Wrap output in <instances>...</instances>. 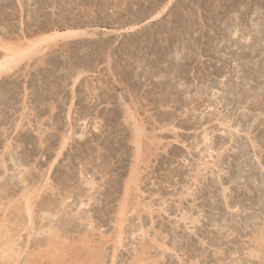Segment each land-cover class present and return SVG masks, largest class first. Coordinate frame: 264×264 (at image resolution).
<instances>
[{
  "label": "rangeland",
  "instance_id": "obj_1",
  "mask_svg": "<svg viewBox=\"0 0 264 264\" xmlns=\"http://www.w3.org/2000/svg\"><path fill=\"white\" fill-rule=\"evenodd\" d=\"M69 1L0 0V264H264V0Z\"/></svg>",
  "mask_w": 264,
  "mask_h": 264
},
{
  "label": "bare ground",
  "instance_id": "obj_2",
  "mask_svg": "<svg viewBox=\"0 0 264 264\" xmlns=\"http://www.w3.org/2000/svg\"><path fill=\"white\" fill-rule=\"evenodd\" d=\"M54 1V0H53ZM69 1V0H68ZM70 2V1H69ZM72 3V2H71ZM92 4V3H91ZM40 9V8H39ZM75 32V31H74ZM66 33V32H65ZM68 33V32H67ZM73 33V32H72ZM58 34V33H57ZM74 34V33H73ZM76 35H79V34H76ZM58 36V35H57ZM54 37V36H53ZM260 41V40H259ZM257 50V49H256ZM8 64V63H7ZM13 67V66H12ZM261 70V69H260ZM259 70V71H260ZM256 71H258V70H256ZM258 71V72H259ZM261 72V71H260ZM259 74V73H258ZM263 74V73H262ZM262 74H260V75H262ZM248 75V74H247ZM251 76V78H252V75H250ZM259 76V75H258ZM261 78H262V76H260ZM254 78V77H253ZM248 79V78H247ZM255 79V78H254ZM258 79V78H257ZM260 79V78H259ZM249 80V79H248ZM252 81H254L253 79H252ZM257 81V80H256ZM256 81H254V82H256ZM259 84H260V81H259ZM258 84V85H259ZM259 87V86H258ZM262 88V87H261ZM246 145V144H245ZM242 146H243V144H242ZM241 146V147H242ZM244 151H246V150H244ZM245 153V152H244ZM247 154V153H246ZM248 155V154H247ZM247 155H244V157H247ZM238 156V155H237ZM241 158H243V156L241 157ZM238 165H236V170L238 171V175H236V176H240L241 174H243V163H241V164H239V163H237ZM246 164V163H245ZM245 166V165H244ZM205 193V192H204ZM202 194V193H201ZM217 205H219V204H217ZM217 205H215L216 207H218ZM213 207H214V205H213ZM221 207V206H220ZM219 208V207H218ZM218 208H216V209H218ZM223 208V207H222ZM222 208H220V209H222ZM215 209V210H216Z\"/></svg>",
  "mask_w": 264,
  "mask_h": 264
}]
</instances>
